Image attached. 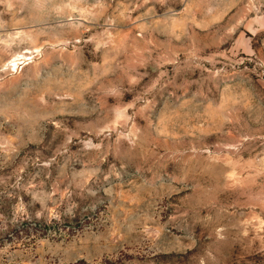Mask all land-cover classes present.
<instances>
[{
	"label": "rangeland",
	"instance_id": "374dc122",
	"mask_svg": "<svg viewBox=\"0 0 264 264\" xmlns=\"http://www.w3.org/2000/svg\"><path fill=\"white\" fill-rule=\"evenodd\" d=\"M0 264H264V0H0Z\"/></svg>",
	"mask_w": 264,
	"mask_h": 264
}]
</instances>
